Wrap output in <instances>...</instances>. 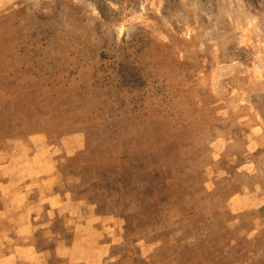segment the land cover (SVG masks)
<instances>
[{
    "label": "rangeland",
    "instance_id": "obj_1",
    "mask_svg": "<svg viewBox=\"0 0 264 264\" xmlns=\"http://www.w3.org/2000/svg\"><path fill=\"white\" fill-rule=\"evenodd\" d=\"M0 264H264V0H0Z\"/></svg>",
    "mask_w": 264,
    "mask_h": 264
}]
</instances>
